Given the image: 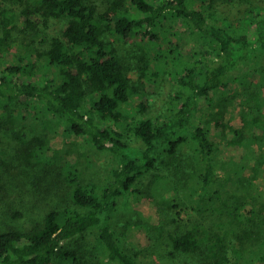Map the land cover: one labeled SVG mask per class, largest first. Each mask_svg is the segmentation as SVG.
I'll use <instances>...</instances> for the list:
<instances>
[{
    "label": "trees",
    "instance_id": "1",
    "mask_svg": "<svg viewBox=\"0 0 264 264\" xmlns=\"http://www.w3.org/2000/svg\"><path fill=\"white\" fill-rule=\"evenodd\" d=\"M216 1L210 0L209 5L212 7ZM197 2L107 0V7L101 11L96 0H0V56L16 51L17 57L6 67L0 64V136L17 141L14 154L23 163L55 167L66 186L62 191L66 194L68 190L72 203L80 207L52 209L28 231L12 228L0 232V264H87L72 243L88 232L97 235L95 248L101 261L141 264L115 230L114 214L120 201L138 197V185L158 168L163 155L177 158L187 142L197 149L193 194L202 201L195 209L220 214L227 211L257 229L259 237L250 248L235 243L230 247L219 233L214 234L216 242L210 244L189 229L170 235L174 248L199 253L202 264H230V254L236 261L264 264V213L255 209L245 217L239 205L231 207L221 189L222 180L232 178V170L224 163L239 172L256 158L252 168L264 170V73L259 86L255 84L245 100L247 109L241 127L216 118L213 135L198 118L202 99L228 88L239 66H250L264 54V13L253 12L242 28L223 26L213 13L196 6ZM168 15L182 18L213 47L215 54L202 52L200 58H184L176 64L179 58L174 50L160 47L155 57L159 69L165 70L167 63L177 65L173 73L176 89L167 104L166 116L153 119L143 115L150 107L149 85L158 81L160 71L152 70V61L140 56L139 80L133 81L116 41L129 40L139 33L148 38L151 47L162 45L156 28ZM54 19L66 20L58 35L48 31ZM17 29L33 36L44 34L41 44L37 45L35 38L29 43L21 41L20 53L13 46ZM45 69L54 71L53 76L46 75ZM135 97L138 103L131 110L128 105ZM61 125L114 157L117 164L106 183L82 181L78 160L71 151L58 148L46 136L36 137L40 131H57ZM131 133L142 142L140 147L129 140ZM220 137L244 148L246 162L218 159ZM3 152L0 150V168L8 164Z\"/></svg>",
    "mask_w": 264,
    "mask_h": 264
},
{
    "label": "rangeland",
    "instance_id": "2",
    "mask_svg": "<svg viewBox=\"0 0 264 264\" xmlns=\"http://www.w3.org/2000/svg\"><path fill=\"white\" fill-rule=\"evenodd\" d=\"M101 11L107 7V0H96ZM210 0L203 3L198 0L196 6L213 13L215 19L223 26L232 24L236 28L246 26V18L253 12L264 13V0H217L213 6ZM128 1V6H132ZM252 17V16H251ZM66 20L54 19L48 31L51 35L61 33ZM22 29V28H20ZM14 31L16 41L13 46L23 52L21 41L29 43L35 38L37 45L41 44L42 36H33L29 31ZM159 41L162 45L151 47L148 38L136 34L129 40H119L120 58L127 67V73L133 81L138 83L140 56L148 57L152 63V70L160 71L158 81L150 84V107L143 115L153 119L166 116L167 104L176 89L173 73L178 62L184 58L191 60L201 57L200 53L212 51L213 47L206 42L196 31L192 30L182 18L165 16L162 23L156 28ZM112 38V37H111ZM18 39V41H17ZM113 39V38H112ZM172 48L179 60L175 63L165 64V70L159 69V61L155 58L160 47ZM16 51H10L5 57L0 56V64L6 67L15 62ZM198 52V54H197ZM162 58V57H161ZM164 60V58H162ZM163 66V65H162ZM46 75L53 76L54 71L45 69ZM264 73V54L256 61L243 64L235 70L231 85L211 93L209 99H202L198 118L216 135L213 120L223 118L235 127H241L243 113L247 109L245 103L249 92L255 84L259 86ZM231 82V81H230ZM138 99H132L129 109L137 105ZM141 116V114H140ZM130 121H134L131 117ZM261 133L262 129H256ZM38 132L37 138L44 136L55 141L58 148L71 151L76 157L79 169L82 172V181H93L102 185L110 179L113 168L116 166L114 157L106 151L97 149L85 136L76 135L66 131L64 125L58 126L57 131L48 130ZM132 144L140 147L142 142L132 133L128 134ZM222 148L218 159L223 161L234 160L237 163L246 162V150L229 144V138L220 137ZM17 141L0 136V150L8 164L0 168V232L9 229L28 231L37 223L43 221L44 216L52 209L63 206L80 208L72 203L68 190L62 191L66 186L58 176L57 169L52 166L27 165L14 154ZM197 149L190 142L181 148L177 158L163 155L158 168L152 170L138 185L141 192L129 201H120L113 218V226L125 248L136 255L141 264H202L199 253H186L176 250L173 246L171 234L183 233L192 229L205 237L206 243L216 242V233L226 237L230 246L235 243L238 247H252L258 240L259 232L247 223L239 221L226 211L211 213L196 210L201 200L193 194L194 176L197 173L195 156ZM256 158L250 160V165L237 171L231 164H225L232 170L230 180L223 179L221 189L224 198L231 203V207L239 205L240 212L245 217L252 210L264 213V170H254ZM252 165V166H251ZM224 166L221 173H225ZM231 208V209H232ZM234 209V208H233ZM20 212V216L16 213ZM256 221V220H255ZM78 240V241H76ZM73 245L84 255L87 264H106L101 261L96 251L97 235L88 232L84 237L77 238ZM231 247V246H230ZM230 251V250H229ZM228 251V252H229ZM230 264H253L244 259L235 260L230 254ZM260 264V263H258ZM262 264V263H261Z\"/></svg>",
    "mask_w": 264,
    "mask_h": 264
}]
</instances>
